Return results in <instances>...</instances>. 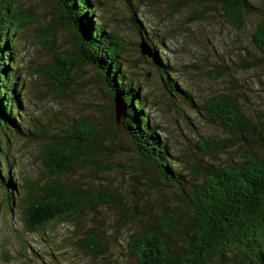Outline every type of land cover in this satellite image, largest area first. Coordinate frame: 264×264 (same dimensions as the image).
Returning a JSON list of instances; mask_svg holds the SVG:
<instances>
[{"label":"trees","instance_id":"1","mask_svg":"<svg viewBox=\"0 0 264 264\" xmlns=\"http://www.w3.org/2000/svg\"><path fill=\"white\" fill-rule=\"evenodd\" d=\"M18 1L2 0L0 12V188L11 210V203L19 202L25 227L30 231L44 230L52 222L73 221L97 205L113 201L106 194H98L90 182L68 176L76 169H106L104 161L111 164L121 160L122 140L126 139L143 166L175 189L167 205L151 211L149 217L136 215L139 223L127 241L132 264H264L263 110L246 107L233 91L212 95L200 106L196 104L187 90L177 86V79L171 78L173 68L164 52L165 39L155 40L149 35L135 6L132 26L150 46L151 61L164 87L201 108V112L204 110L226 137L213 143L206 141L201 146L202 163L191 171L179 169L163 126L147 110L141 82L125 68L124 39L98 21L95 0H56L58 16L75 36V44L55 54L47 72L51 85L64 92L71 87L75 71L86 66L97 70L110 84L111 98L118 91L127 105L123 124L126 133L122 135L115 124L113 100L104 132L98 122L85 117L75 119L61 133L42 132L49 138L37 150L44 176L38 182L23 177L27 189L19 188L23 185L12 172L14 160L9 158L11 138L25 134L15 37L29 21ZM219 5L225 20L237 28H243L245 15L256 9L250 0H219ZM251 42L262 54L260 59H264V14L251 33ZM139 50L148 62L150 59ZM259 60L244 59L243 63L248 68L257 67ZM226 150H236V155L223 162L217 152ZM139 175L142 180L137 182L145 183L147 192L164 196L150 184L147 174ZM135 189L136 196L143 195L140 186L135 185ZM137 206L135 200L134 207ZM78 241L94 254L102 252L100 233L93 228Z\"/></svg>","mask_w":264,"mask_h":264},{"label":"rangeland","instance_id":"2","mask_svg":"<svg viewBox=\"0 0 264 264\" xmlns=\"http://www.w3.org/2000/svg\"><path fill=\"white\" fill-rule=\"evenodd\" d=\"M95 2L98 21L106 23L124 39L125 68L132 78L141 82L147 96V110L163 126V134L176 154V164L183 172L188 173L202 163L201 146L206 141L213 143L226 137V133L204 110L201 112V108L164 87L151 61L150 46L132 26L133 6L139 9V19L149 35L155 40L165 39L164 52L173 68L171 78L177 79V86L187 90L196 104L200 106L212 95L233 91L246 107L263 110L264 114V59H260L262 54L251 42V33L264 14V0H250L256 9L255 13L245 15L243 28L225 20L219 0ZM18 4L29 21L15 37L23 97L20 114L25 134L11 138L9 158L14 160L12 172H16L18 183L23 185L19 188L25 190L23 177L38 182L45 173L37 162V150L49 138L41 133H61L75 119L84 117L98 122L104 132L113 99L110 84L90 66L74 72L69 89L55 90L47 72L55 54L74 46L75 36L58 16L56 0H19ZM1 5L2 0L0 12ZM142 40L150 49L145 55L150 59L148 62L139 50ZM244 59H260L259 65L248 68ZM119 129L122 135L126 133L123 126ZM122 144L123 156L116 164L104 161L106 169H76L68 176L90 182L98 194L113 199L73 221H55L44 230L30 231L21 219L19 202L11 203V210L0 188V264H132L127 241L132 228L139 223L136 217H149L151 211L167 205L175 189L164 179L158 180L151 168L143 166L128 140H122ZM217 154L225 162L236 155V150ZM140 172L147 174L150 184L158 187L165 197L158 192H147V185L137 182L142 180ZM135 185L140 186L143 195L136 196ZM91 228L100 233L101 253L90 252L78 241Z\"/></svg>","mask_w":264,"mask_h":264},{"label":"water","instance_id":"3","mask_svg":"<svg viewBox=\"0 0 264 264\" xmlns=\"http://www.w3.org/2000/svg\"><path fill=\"white\" fill-rule=\"evenodd\" d=\"M140 49L143 54L150 53V49L144 40L141 41ZM113 102L115 111V124L119 128L120 126H123L127 117V105L124 102L122 95L118 91L114 92Z\"/></svg>","mask_w":264,"mask_h":264}]
</instances>
